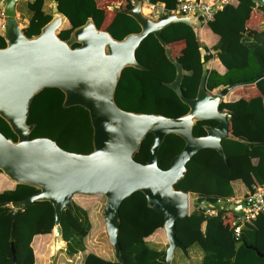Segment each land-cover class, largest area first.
I'll list each match as a JSON object with an SVG mask.
<instances>
[{"label": "trees", "instance_id": "1", "mask_svg": "<svg viewBox=\"0 0 264 264\" xmlns=\"http://www.w3.org/2000/svg\"><path fill=\"white\" fill-rule=\"evenodd\" d=\"M47 1L55 3L57 10L66 16L67 24L58 31L62 39L68 40L72 32L89 18L102 29L103 10L97 0H30L19 3V11L29 21L24 27L28 37L41 32L44 25L41 27L34 15L45 11ZM152 1L161 2L168 9H174L180 0ZM235 2L237 1L230 0L219 8L214 19L206 24L220 35L219 43L213 47L214 53L199 41L196 31L189 24L171 23L162 30L169 45L184 44L186 56L179 59L185 68L182 88L186 96L197 95L203 71V56L206 62L215 56L227 68L223 74L215 69L209 70L206 81L209 91L222 85L234 88L256 83L262 88L264 96V31L261 30L252 37L244 33L246 22L257 2L238 0L236 5ZM259 6L264 11V5ZM105 29L114 38L121 40L130 33L139 32L141 27L134 17L116 8L114 18ZM3 34L0 26V48L6 46ZM72 45L76 47L79 44ZM136 56L148 69H124L116 91L119 106L126 110L163 114L168 117L186 114L189 106L165 84L175 79L176 67L168 59L165 48L154 34H149L142 41ZM263 96L250 100L240 98L236 101H222L220 109L227 110L230 114V128L234 135L222 140L227 161L217 150L211 148L199 151L188 161L187 173L175 187L198 196L196 207L189 216L177 221V237L189 249L190 256L185 260L181 256L182 250L176 249L171 264H197V261L198 264H264V257H260L244 243L246 241L260 252L264 251V221L258 227L243 228L240 240H236L234 225L228 232L220 229L225 214L231 212L235 219L238 214L236 211L226 207L211 216L199 207L202 201L214 202L219 198L227 200L233 197L234 180L241 179L251 190L255 182L264 183L260 176V172L264 173V155L260 152L264 148ZM64 101L65 93L58 87L45 88L34 97L28 122L34 124L35 128L30 137H50L66 150L92 152L93 127L89 111L80 105L66 107ZM205 124L216 123L198 121L193 130L196 136L206 133ZM0 131L17 140V135L1 115ZM152 138L153 135L149 134L146 140L152 141ZM151 141L147 151L142 147L135 154L138 161L147 162ZM184 146L185 140L181 136L168 134L159 149L160 167L169 168L172 158ZM254 159H258V162L255 163ZM1 176L0 169V180ZM3 188L0 185V264H15L12 260V242L17 250L18 264H36L33 243L36 238L56 231L55 208L50 201H35L17 213L23 202L39 193L40 189L28 183H13L12 187ZM73 205L74 213L63 209L60 215L63 234L62 237H57L55 232V248L62 246L64 240L66 245L63 249L68 256L84 253L83 264H121L117 259H107L95 251L86 252V238L93 223L85 207L75 201ZM120 214L122 223L119 240L125 264H169L166 261L168 246L150 239L151 236L158 235L159 230L165 234L161 229L164 215L148 206L144 193L137 191L127 197L121 205Z\"/></svg>", "mask_w": 264, "mask_h": 264}, {"label": "water", "instance_id": "2", "mask_svg": "<svg viewBox=\"0 0 264 264\" xmlns=\"http://www.w3.org/2000/svg\"><path fill=\"white\" fill-rule=\"evenodd\" d=\"M18 1L7 0L4 4L6 46L0 48V115L9 123L17 140L0 131V169L14 183L35 185L40 192L27 198L17 213L35 201H50L55 208V230L62 237L60 215L63 209L75 212L76 195H105L106 231L117 261L125 264L119 240L120 208L127 197L141 191L148 206L164 215L163 229L168 241L166 261L172 263L176 249L189 257V249L177 237V221L190 214V193L175 185L185 177L188 161L203 149H215L227 161L222 140L234 136L229 114L220 109L222 97L229 88L222 89L221 93L207 89L209 69L203 56L197 95L186 96L182 88L184 64L162 35L166 26L183 22L194 28L199 39L203 25L199 16L173 13L154 20L144 13L142 0H135L131 9L120 11L136 19L141 27L139 32L119 40L89 18L65 40L58 31L66 23V16L56 8L41 32L28 37L17 12ZM258 2L264 5V0ZM149 34L156 36L176 67L175 79L165 84L189 106V111L179 117L126 110L116 101L124 69H148L139 62L136 52ZM73 43L79 45L73 47ZM48 87L64 91V106L80 105L89 111L92 152L66 150L50 137H30L35 128L28 122L31 104ZM198 121L216 124H205L206 133L196 136L193 130ZM171 133L181 136L185 146L172 158L169 168L164 169L158 163L159 149ZM149 134L153 138L148 160L140 162L135 154L142 149ZM230 207L236 212L241 210L240 206ZM244 243L264 256L255 246ZM11 251L13 262L18 264L14 242Z\"/></svg>", "mask_w": 264, "mask_h": 264}, {"label": "crops", "instance_id": "3", "mask_svg": "<svg viewBox=\"0 0 264 264\" xmlns=\"http://www.w3.org/2000/svg\"><path fill=\"white\" fill-rule=\"evenodd\" d=\"M6 1L7 0H4V2H6ZM29 1L30 0H19L17 3V12H18V15H19V18H20V21H21L23 27L27 26L29 21H28L27 17H23L24 15H23L22 11H19L18 7H19L20 2L26 3ZM134 1L135 0H97L98 5L103 10V12H102V19H103L102 29H105L109 25V23L112 21V19L115 16L116 8L131 9L134 6ZM236 1L237 2H235V5L238 3V0H236ZM255 1L257 2V6L252 10L251 17L247 20L246 26H245V31H244V33L249 37L255 36L261 30L264 31V11L260 8V6H259L260 3L258 2V0H255ZM56 6L57 5L55 3L51 2V1H47L45 4V11H39L38 13H36L34 15V19L39 23V25L41 27L43 25L47 24L52 19L53 15L56 13V10H55L57 8ZM78 6H80V3L78 4ZM0 21H2L1 12H0ZM66 24H67V19H66V23L61 28H63ZM199 39H200L201 43H203L204 45L209 47L211 49V52L214 53L215 51L213 50V47L219 43L220 35L215 33L212 29H210V27L208 25H202L200 30H199ZM170 46L173 48L174 55L177 58L180 57L181 59H183L184 56H186V53L184 52V44L183 43L170 44ZM204 53H205V49H204ZM207 67L209 70L215 69L221 74H223L227 71V68L221 63L219 58H217L215 56L212 59H210L209 62H207ZM224 88H228V87H225L224 85H222V86H219L218 88H215L213 91H216L215 93H221V90ZM258 96H263V91H262L261 87H259L256 83L244 84V85L236 86L234 88H229L228 93L222 97V101H236L240 98L250 100V99L258 97ZM263 99H264V96H263ZM229 120H231V116L229 117ZM230 127H231V124H230ZM230 130H231V128H230ZM260 152L262 155H264V148H261ZM254 162L257 163L258 159H254ZM260 176L264 180V173L260 172ZM255 183L263 184V183H260L258 181ZM12 184H13V181L10 180V178L7 177L5 174L2 173L0 185L2 187H4L3 189L12 187ZM232 185H233L235 194L233 197H230V198L244 199V197L248 194V192L251 191V189L248 188V186H246V184L241 179L234 180L232 182ZM252 187H253V185H252ZM197 199H198V196H195V203H196ZM202 202H204V201H202ZM210 203H215V201L210 202ZM194 207H196L195 204H194ZM194 207L190 209V212L194 209ZM216 214H213V215H216ZM213 215H211V216H213ZM233 221H234V217H233V214L231 212H228L227 214H225L224 219L220 224L221 231L222 232L230 231V229L234 225ZM263 221H264V214H259L258 217L252 223H246L243 226V228H245V227H252V228L258 227L259 224L263 223ZM161 229H163V227ZM163 231H164V229H163ZM162 234H163L162 231L159 230L158 235H162ZM262 242L264 244V239H262ZM65 245H66V242L63 240L62 248H65ZM33 246H34V250L36 252L37 251L36 239L33 243ZM261 253H264V251ZM259 256L264 257L262 255H259ZM74 257H76V256H73V258ZM103 257L110 259V260H114L113 258H110L107 256H103ZM201 258H202V255L199 256V259H201ZM69 260H72V259H69ZM83 262H84V257H83ZM83 262H82V264H83ZM198 263L199 262L197 261V264Z\"/></svg>", "mask_w": 264, "mask_h": 264}, {"label": "built area", "instance_id": "4", "mask_svg": "<svg viewBox=\"0 0 264 264\" xmlns=\"http://www.w3.org/2000/svg\"><path fill=\"white\" fill-rule=\"evenodd\" d=\"M230 0H180L176 8L168 9L161 2L152 0H142L143 11L146 15L154 20L173 13L193 14L199 16L203 25L212 21L216 11ZM135 2V1H134ZM4 0H0V12L2 21L0 26L2 30L5 28ZM228 112V111H227ZM229 114V113H228ZM230 117V114H229ZM230 206H240L241 210L237 212L234 224V237L240 240L243 226L246 223H252L259 214H264V183L254 184L252 190L244 199L229 198L227 200L217 199L215 203L203 202L199 205L200 209L208 214H216L219 210H223Z\"/></svg>", "mask_w": 264, "mask_h": 264}, {"label": "rangeland", "instance_id": "5", "mask_svg": "<svg viewBox=\"0 0 264 264\" xmlns=\"http://www.w3.org/2000/svg\"><path fill=\"white\" fill-rule=\"evenodd\" d=\"M150 141L151 139L145 140L143 150L147 151ZM74 201L81 204L89 211L93 223L92 230L86 238V252L95 251L102 256L116 259L114 248L109 241V236L106 231V223L103 217V209L107 201L106 196L78 194L74 197ZM194 204L195 195L190 194V209L194 207ZM55 232L56 231H53L51 234L36 238V264H82L84 253H79L78 256L73 258L65 253L62 246L55 248V245H57V243H55ZM150 239L154 241L158 240L162 245L168 246L166 234L154 235L151 236ZM181 256L183 259L188 260V256L184 253H182Z\"/></svg>", "mask_w": 264, "mask_h": 264}, {"label": "bare ground", "instance_id": "6", "mask_svg": "<svg viewBox=\"0 0 264 264\" xmlns=\"http://www.w3.org/2000/svg\"><path fill=\"white\" fill-rule=\"evenodd\" d=\"M57 237H59V236L57 235ZM57 237H56V241H57Z\"/></svg>", "mask_w": 264, "mask_h": 264}, {"label": "flooded vegetation", "instance_id": "7", "mask_svg": "<svg viewBox=\"0 0 264 264\" xmlns=\"http://www.w3.org/2000/svg\"><path fill=\"white\" fill-rule=\"evenodd\" d=\"M226 112H227V110H226ZM228 113V112H227Z\"/></svg>", "mask_w": 264, "mask_h": 264}]
</instances>
